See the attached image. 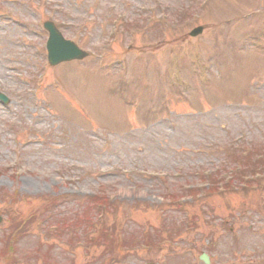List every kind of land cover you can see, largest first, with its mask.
Instances as JSON below:
<instances>
[{"label": "rangeland", "instance_id": "1", "mask_svg": "<svg viewBox=\"0 0 264 264\" xmlns=\"http://www.w3.org/2000/svg\"><path fill=\"white\" fill-rule=\"evenodd\" d=\"M205 2L0 0V249L34 216L14 237L29 258L0 264H264V181L209 194L200 180L235 177L232 144H264V0ZM54 19L93 57L48 67ZM191 189L184 213L173 199Z\"/></svg>", "mask_w": 264, "mask_h": 264}, {"label": "water", "instance_id": "2", "mask_svg": "<svg viewBox=\"0 0 264 264\" xmlns=\"http://www.w3.org/2000/svg\"><path fill=\"white\" fill-rule=\"evenodd\" d=\"M71 47V46H70ZM82 54L76 53V51L69 49L65 46H59L53 50L52 57L54 61L52 64H56L60 61L69 60L70 58H80L82 57Z\"/></svg>", "mask_w": 264, "mask_h": 264}]
</instances>
